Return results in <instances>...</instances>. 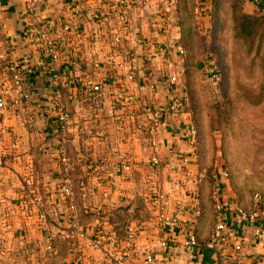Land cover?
Wrapping results in <instances>:
<instances>
[{
	"label": "crops",
	"instance_id": "0c3cea01",
	"mask_svg": "<svg viewBox=\"0 0 264 264\" xmlns=\"http://www.w3.org/2000/svg\"><path fill=\"white\" fill-rule=\"evenodd\" d=\"M158 7L155 0H128L105 25L100 19L105 0H0V86L10 83L15 66L29 94L0 110V211L6 220L0 222V264H110L100 248L86 247L77 236L70 203L88 231L101 224L108 228L105 233L120 237L115 227L141 225L127 255L132 264H141L146 250L153 253L152 264H264V238H255L254 224L236 212V206H250L232 200L226 179L219 185L227 205L226 230L242 239V259H234L232 243L208 245L215 223L212 184L204 158L193 157L184 136L185 123L193 122L188 104L177 118L167 112L156 123L152 117L151 105L164 109L168 101L163 57L182 61L175 47L168 48L179 35L175 17L162 21ZM121 21L126 25L122 42L112 46L109 37ZM145 37L158 41L152 59ZM50 42L60 46L55 61L47 52ZM179 63L171 69L181 81ZM78 70L80 80L74 77ZM61 76L67 77L64 84ZM150 78L154 88L148 86ZM59 108L69 112L65 126L58 122ZM60 152L68 157L66 169ZM120 153L130 161L123 170ZM184 154L186 163L180 158ZM64 181L72 190L67 197L58 190ZM155 189L167 198L163 212L181 222L192 218L195 204L201 206L194 222L197 246L184 247L182 228L173 227L171 250L160 247L164 230L144 225L159 213L148 202Z\"/></svg>",
	"mask_w": 264,
	"mask_h": 264
},
{
	"label": "rangeland",
	"instance_id": "374dc122",
	"mask_svg": "<svg viewBox=\"0 0 264 264\" xmlns=\"http://www.w3.org/2000/svg\"><path fill=\"white\" fill-rule=\"evenodd\" d=\"M233 7L258 18L251 34H238ZM172 15L186 50L182 84L197 154L212 184L226 179L232 200L251 207L255 193L264 195V0H176Z\"/></svg>",
	"mask_w": 264,
	"mask_h": 264
},
{
	"label": "built area",
	"instance_id": "2783aa9c",
	"mask_svg": "<svg viewBox=\"0 0 264 264\" xmlns=\"http://www.w3.org/2000/svg\"><path fill=\"white\" fill-rule=\"evenodd\" d=\"M106 1V10L103 11L100 15L101 22L105 25L109 24L111 21L112 14L122 13L125 9V6L128 4V0H105ZM159 3L157 12L159 13L162 21H167L168 17L172 15L173 10L176 6V0H155ZM204 7L202 6V9ZM196 10L199 12V7L196 6ZM65 29H70L69 23L64 24ZM126 28V25L123 21L119 23L118 29H116L109 37V40L112 46H119L122 42L123 32ZM158 41L156 38L145 37L144 44L147 58L152 59L157 52ZM60 46L55 42H50L47 46V52L51 60L55 61L60 56ZM173 47L176 48L177 55L179 60H183L185 57L186 50L183 45L175 44ZM93 48H90V51H93ZM114 61V58L112 57ZM99 60L95 62V65H98ZM163 67L165 69V81L169 84L167 89V104L164 109L158 105H151L150 111L153 119L156 123H162L164 121L165 114L169 112L174 117H178L181 112L186 107V94L183 84L178 79L175 72L171 69L173 62L167 56L163 57L162 61ZM211 65V64H210ZM209 65V62L205 67L209 72V75L212 79L219 78V72ZM12 75L10 78V83L8 85L0 86V110L6 108L7 106L17 105L22 102V98L27 99L29 94L26 90L23 89V78L21 74V69L15 66L11 67ZM81 71L78 70L74 77L77 80L81 79ZM114 79L117 78V74L112 75ZM61 84H64L67 81L66 76H61ZM156 85L155 81L151 78L148 81V86L154 88ZM11 91H14L13 95ZM133 99L132 96H128V100ZM58 122L61 126H65L69 119V112L64 108H59L57 114ZM142 122H137L136 126L141 127ZM185 133L184 136L188 139L193 157L197 154V128L192 120L185 123ZM152 144H155V140L152 139ZM181 161L186 163L188 161V156L186 154L180 156ZM60 162L64 169L68 167L69 161L68 157L64 152H60L59 156ZM152 162L156 165L159 163V159L156 155L151 158ZM118 163L120 168L126 169L130 165L128 156L125 153H120L118 156ZM93 169H97V165H93ZM220 182L215 180L212 184L211 198L213 211L215 214V223L212 227V230L209 235L208 245L213 247L218 244L232 243L233 246V257L237 261H241L243 253V242L242 239L235 236V234H229L226 230V202L223 201L219 193ZM59 192L65 197L71 195L72 190L70 184L66 181L61 182L58 185ZM27 195V194H26ZM36 204H40V199L38 197L34 198ZM148 202L152 206L158 208L159 213L155 216L153 220H150L146 224L148 228H162L164 232L158 236V244L164 250H171L173 246L172 235L169 234V230L173 227L182 228V245L186 248L197 246L198 237L195 231V217L200 214V208L195 204L193 209L192 218L186 222H181L180 218L177 215H168L164 213L165 205L167 203V198L164 196L162 191L155 189V192L149 194ZM69 213L71 214L72 224L76 226L77 236L83 240V243L86 247L89 248H100L106 257L110 259V264H132L128 260V252L134 246L137 241L139 226L137 223H129L125 227L124 235L121 237H114L111 234L100 232L99 229H92L88 231L85 227H81L78 221V216L76 208L73 204H69L68 207ZM236 212L241 215L245 220L250 223H253V236L257 239L264 238V195L259 193L254 194L253 204L250 208L244 209L240 206H236ZM44 215L43 212L40 213V216ZM0 222H6L4 214L0 211ZM235 238H234V237ZM3 251L0 250V260L2 258ZM153 253L150 250H146L142 259L141 264H152L154 261ZM74 264H84L83 261H77Z\"/></svg>",
	"mask_w": 264,
	"mask_h": 264
},
{
	"label": "trees",
	"instance_id": "16d2710c",
	"mask_svg": "<svg viewBox=\"0 0 264 264\" xmlns=\"http://www.w3.org/2000/svg\"><path fill=\"white\" fill-rule=\"evenodd\" d=\"M232 16H233V20H234L235 29L238 32V34H240L241 36L251 34L253 32V30H255V28L257 27L258 18L256 16L250 14V13H246V12L242 11V9L239 8V7H233ZM2 64L3 63L1 62V65ZM184 67L186 68V65ZM185 75H186L185 72H182V74H181V81H182V83H184L183 80L186 79ZM186 103L188 104L187 99H186ZM190 110H191V113H193L191 108H190ZM192 116H193V114H192ZM193 120H194V118H193ZM206 175H207V172H206ZM208 180H209V184L211 185L212 182L210 181L209 177H208ZM211 191H212V185H211ZM211 200H212V198H211ZM199 208H200V213H201V206H199ZM85 213H88V212H85ZM88 216H87V218H88ZM121 218L124 219L123 215L121 216ZM78 220H79V218H78ZM79 223H80V221H79ZM122 227L120 229H117L115 227V230L117 232H119L120 233L119 235H121V236H123V234H124V233H122V231L123 232L125 231V227L123 229H122ZM95 229H99V231L103 233L108 228H106L103 225L99 224V225H97L95 227ZM113 229H114V227H113ZM117 237H119V236H117Z\"/></svg>",
	"mask_w": 264,
	"mask_h": 264
}]
</instances>
